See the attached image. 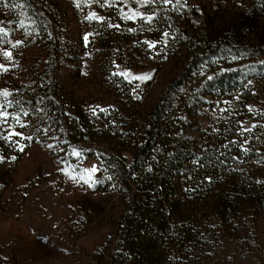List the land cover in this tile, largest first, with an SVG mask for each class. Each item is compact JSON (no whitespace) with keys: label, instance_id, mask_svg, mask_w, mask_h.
I'll return each mask as SVG.
<instances>
[{"label":"trees","instance_id":"1","mask_svg":"<svg viewBox=\"0 0 264 264\" xmlns=\"http://www.w3.org/2000/svg\"><path fill=\"white\" fill-rule=\"evenodd\" d=\"M30 1L59 13L38 10L45 24L30 35L34 53L15 79L26 135L54 145L63 161L73 149L101 153L93 190L115 208L95 264L261 260L264 0H181L179 11L153 4L151 24L101 7L103 20L89 21L70 1ZM76 22L84 28L72 33ZM149 41L166 42L163 56L153 57ZM117 63L165 78L153 105L137 98ZM1 172L0 199L8 181Z\"/></svg>","mask_w":264,"mask_h":264},{"label":"rangeland","instance_id":"2","mask_svg":"<svg viewBox=\"0 0 264 264\" xmlns=\"http://www.w3.org/2000/svg\"><path fill=\"white\" fill-rule=\"evenodd\" d=\"M67 1L75 6L80 4V7H77L79 14L86 10L87 16L94 12L99 19L100 15L96 10L101 7L100 4L90 0ZM4 3L9 4V7H4ZM101 3L104 4L105 0H101ZM16 4L23 7L17 8L14 6ZM121 8L129 15L132 12L145 13V10H154L141 6L138 0L117 2L111 7L105 4L101 10L111 12L114 16L119 14L122 18ZM29 10H34V13L30 14ZM38 10L44 15L49 10L54 14L59 13V9L46 3L30 1V4L26 5L25 0H0V28L7 33L3 37L5 42L0 43V64L7 69H0V92L7 90L12 93L8 99L13 103L6 111L12 115L19 114L20 123L25 125L21 128L11 115L6 123L0 124V157H3V160H0V169L8 180L7 188L0 199V264H95L94 258L101 252L111 230L110 214L115 206L110 197L93 190L98 183L90 182V186L79 179L72 180L66 172L78 176L84 173L86 168L96 167L97 172L93 174L95 179L99 172L98 158L101 153L96 158V151L88 147L81 151L79 157L73 155L70 160L63 161L58 149L54 145L48 147L47 141L35 139L33 136L32 140L24 139L28 136L25 129L28 116L23 115V109L16 103L20 97L15 79L18 71L22 69V61L25 63V55L31 56L34 53L35 48L31 43L36 38L30 39V35L39 32V28L42 29L45 24L38 17ZM123 20L143 21L139 16L133 20ZM83 28L82 22H76L71 31L74 33ZM65 36L66 31L64 39ZM87 36L89 38V33ZM17 41L22 43L13 48L12 45ZM84 41L88 42L85 39ZM149 43L156 45L154 48L148 47L153 57L163 56L166 52V42ZM7 51L13 54L11 60L5 59L3 55ZM116 71L118 74L127 73V76L119 75L132 84L137 98L144 105L151 106L158 100L165 78L156 76L154 69L128 68L117 63ZM201 73L205 76L208 74L206 69ZM136 77L151 79L139 80ZM2 102L3 97H0V103ZM254 108L255 104H251L250 112H253ZM102 109L105 107L100 105V110ZM242 127L243 130H252L255 122L244 121ZM22 130H25V133ZM10 132H20L22 136H11L9 140H5L4 137ZM12 141H19L20 145H24V151H19ZM12 157L16 159L12 160ZM99 179L106 185V178L101 176ZM214 264H232V261L227 254ZM235 264H264V257L262 256L261 260L240 259Z\"/></svg>","mask_w":264,"mask_h":264},{"label":"snow or ice","instance_id":"3","mask_svg":"<svg viewBox=\"0 0 264 264\" xmlns=\"http://www.w3.org/2000/svg\"><path fill=\"white\" fill-rule=\"evenodd\" d=\"M90 2H93V3H97V4H100L101 7L105 6V4H107V6L111 7L113 4L119 2V3H126V0H105V3L102 4L101 3V0H90ZM138 2L141 4V6H151L153 4H163V5H172V7L179 11V9L181 7H183L184 5L181 3V0H138ZM15 7L17 8H20V7H23V5H20V4H16L14 5ZM4 7H9V4L7 3H4ZM76 7H80V4L77 3L76 4ZM121 13H122V19H126V20H133L135 17L139 16L145 23L147 24H151L154 19H155V12L153 10V14L152 15H146L145 13H140V12H132L131 15H129L127 12H124L123 11V8L120 9ZM97 18V14L96 13H89V15L86 17L87 20L91 21L93 19ZM99 19L103 20L102 17H100ZM21 26L23 27V22L21 21ZM108 27H120V25H113V24H108ZM7 35V33L4 32V29L3 28H0V43H4V39L3 37ZM164 37H168L170 34L167 33V32H164L162 34ZM85 40H88V36L86 35L84 37ZM22 43V41H17L15 44L12 45L13 48H15L18 44ZM148 43V42H146ZM156 45L153 44V43H149L148 44V47L149 48H154ZM5 59L7 60H11L12 59V52L10 51H7V52H4L3 53ZM233 59H236V57H233ZM0 69H2L3 71H7V69L4 67V65L0 64ZM120 75H124V76H127V73H119ZM114 75H117V73H114ZM136 79H139V80H146V79H151V77H136ZM208 79H212V77H209ZM12 95V93H10L9 91L5 90L3 92H0V97H3V102L0 103V124H3V123H6L9 116L11 115V118L13 120H15L17 123L20 124V127L23 128L25 127L24 124L20 123V115L19 114H15V115H12L10 114L8 111H6V109L8 107H10L13 103V101L9 100L8 97ZM16 103L18 104L19 101H16ZM102 111H106L104 109H102ZM23 115L24 116H28L29 113L27 111H23ZM251 129H244V131H250ZM11 136H22V133L20 132H10L8 134V136H5L4 139L5 140H9ZM24 139H27V140H32L33 137L32 136H27V137H24ZM12 143L16 144L18 146V150L23 152L24 151V145H20L19 144V141H12ZM48 147H52V145H48ZM245 151H247L245 149ZM72 154L74 156H77L79 157L81 155V152L77 151L76 149H73L72 150ZM12 160H15L16 157H12L11 158ZM0 160H3V157H0ZM97 172V168L96 167H91V168H86L84 170V173L82 174H79L78 176H73L71 174V172H66V175L69 176L70 179L72 180H76V179H79L81 181H83L85 184H90V182L92 183H98L99 181L96 180L94 181L93 180V174ZM109 180L112 179L111 176L108 177Z\"/></svg>","mask_w":264,"mask_h":264}]
</instances>
